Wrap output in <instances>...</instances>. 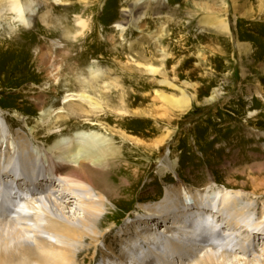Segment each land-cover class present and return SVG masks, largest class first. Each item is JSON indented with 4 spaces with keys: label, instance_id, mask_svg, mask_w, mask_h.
<instances>
[{
    "label": "rangeland",
    "instance_id": "obj_1",
    "mask_svg": "<svg viewBox=\"0 0 264 264\" xmlns=\"http://www.w3.org/2000/svg\"><path fill=\"white\" fill-rule=\"evenodd\" d=\"M151 1H51L52 16L47 22L42 21L40 16L46 6L38 5L31 27L18 22L11 13H4L0 27V123L10 131L11 138L19 133L29 134L30 139L38 137L37 145L47 141L48 128L55 127L58 134L61 130H71L70 119L56 124L55 116L59 112L66 113L63 108L70 100L80 102L75 97L80 91L71 81L74 77L65 70L60 84L53 86L43 72L45 65L37 57L40 50L50 48L60 56L65 69V55L56 49L73 50L75 43L83 46V41L74 37L79 29L75 21L77 15L96 22L95 43L82 68L87 73L90 67H96L99 72H107L105 85L115 81L120 85L112 89L109 105L102 102L105 109L108 108L101 113L99 125H88L122 151L117 166H112L107 173L94 174L98 186L117 200L114 201L117 207L110 206L107 211L110 215L115 213L110 222L113 230L124 228L128 219L147 218L152 224L140 204L163 202L169 187L177 189L184 185L192 192L217 188L244 191L250 195L243 197V203L253 206L252 226H248V220L243 217L240 232L251 235L254 230L255 233L250 246L246 249L240 246L232 252L230 264H238L240 260V264H264V0H237L238 11L234 0H163L161 14H156V3H149ZM135 3L138 7L151 6L144 9L141 19L139 15L132 16L131 23L116 28L113 18L130 13ZM246 11L251 13L246 14ZM211 15L225 19L229 32L220 33L214 27L201 24L203 18ZM123 28L125 31L120 37L119 31ZM66 34H70L69 37ZM112 35L116 36L117 46L126 47L120 59L108 54L106 57L104 52L96 56L90 54L100 47L103 51L109 48L105 43ZM144 38L159 43L148 54H142L157 61L154 65L162 72L156 80L174 88L166 84L150 85L148 80L125 82L120 70L117 71L118 61L128 63L127 68L135 61L142 62L138 42ZM132 44L134 52L128 49ZM81 51L82 48L74 49L73 55ZM53 87L56 90H52ZM121 89L130 92L128 110L142 116L128 118L123 124L119 123L120 117L114 118L119 121L108 122L105 117H113L110 111L119 104L117 97ZM156 91L176 98L187 94L193 99L192 107L184 114L160 119L164 105L160 99L154 100ZM40 93L47 95L45 116L36 101ZM135 96L147 98L136 100ZM212 97L215 99L211 100ZM152 114L156 116L153 118ZM109 128L131 136L135 142L122 139ZM165 139L157 149V144ZM141 144H145L144 149ZM6 146L4 144V150ZM128 190L130 192L126 193ZM72 202L66 212L81 214L76 200ZM164 226L161 223L158 228L164 230ZM113 232L108 243L116 236ZM100 249L106 251L107 246L100 244ZM200 249L192 255H186L184 250L171 251L167 264H194L204 255L205 251ZM218 251L221 254L222 250Z\"/></svg>",
    "mask_w": 264,
    "mask_h": 264
},
{
    "label": "bare ground",
    "instance_id": "obj_2",
    "mask_svg": "<svg viewBox=\"0 0 264 264\" xmlns=\"http://www.w3.org/2000/svg\"><path fill=\"white\" fill-rule=\"evenodd\" d=\"M51 1L59 0H0V27L6 12L11 13L12 17L24 26L31 27L38 5L46 6L40 19L47 22L54 10L49 5ZM153 2L158 9L155 13L161 14L162 5H165L162 3L163 0H152L149 3ZM234 4L238 11V1L234 0ZM149 6L151 4L138 7L135 3L130 13L113 18L115 27L122 28L128 25L133 20L132 16L139 15L141 19L144 9ZM94 10L95 8L92 10L93 13ZM249 13L251 12L246 11V14ZM75 21L79 29L74 37L76 40L79 39V42L83 41V46L82 43H75L74 49L82 48V51L73 55L74 49L69 47L63 51L56 49V52L65 55V69L59 60L60 56L50 48L40 50L37 57L45 65L43 72L47 74L48 81L53 82V86L60 84L65 70L74 77L71 81L80 91V94L75 96L80 102L70 100L63 108L66 113L59 112L55 116L56 124L70 119V123H73L71 130L66 132L61 130V134H58L55 127L48 128V131L45 130L47 141L37 145L35 142L39 140L38 137L30 139L29 134L19 133L11 138L10 131L0 123V264H93L94 261H98L97 264H167L171 251L184 250L186 255H192L198 248L205 252L194 264H230L232 252L237 251L240 246L245 249L250 246L255 233L254 230L251 231L253 233L251 235L240 232L239 223L243 217L248 220L247 225L252 226L253 206L243 203L245 202L243 197L250 195L244 191L233 192L217 188L214 191L206 189L203 192L194 189L195 192H192L191 188L192 191L184 185L177 189L169 187L163 202L140 204L141 209L152 219V224L147 218L138 221L128 219L124 228L116 232L113 230L110 222L114 219L115 213L110 215L107 211L110 210V206L117 207L115 203L117 200L98 186L94 174L107 173L112 166H117L122 151L88 125H99L98 122L103 117L101 113L108 108L105 109L102 102L109 105L112 100V89H118L120 85L115 80L105 85L107 72H99L96 67H90L88 74L82 68L86 61L85 57L95 43L96 22L89 21L81 15H77ZM201 24L214 27L220 33L230 30L226 20L217 15L203 18ZM124 31L125 28L119 31L120 37H123ZM69 35L66 34L68 37ZM105 44L109 48L103 51L100 47L90 54L96 56L98 52H104L106 57L112 56L114 59L122 57L126 47L116 45V36H109ZM158 44L144 38L138 42L142 62L135 61L127 68L128 63L124 65L118 61L119 67L116 69L120 70L125 82L148 80L150 85L172 86L165 81L156 80L158 73L162 72L154 65L157 61L142 55L148 54L149 50ZM134 48L132 44L128 49L134 52ZM145 88L146 85L143 89ZM52 90L56 89L53 87ZM159 93L156 91L153 96L154 100L160 99L164 105L161 106L164 112L159 116L160 119H170L178 113L184 114L192 107L193 99L187 94L176 98ZM46 96L40 93L36 99L44 116L48 112ZM117 98L119 104L113 106V111H110L113 117H105V120L115 122L119 120L114 118L120 117L119 123L123 124L128 118L142 116V113L128 110L130 92L121 89ZM135 98L145 100L147 97ZM213 99L215 97L211 100ZM114 111L118 114L115 115ZM153 116L156 115L152 114ZM109 129L111 133L119 134L122 139L135 142L131 136ZM168 136H171V133ZM166 139L157 144V149L161 148ZM4 144L7 145L5 150ZM137 144L140 145L139 142ZM144 145L141 144L143 149ZM129 192L130 190L126 193ZM251 194L256 196L255 193ZM180 197L183 198L177 200ZM74 199L79 205L81 213L79 215L66 212ZM161 223L165 225L164 230L158 228ZM112 232L116 233V236L114 241L108 243ZM100 244L107 246V250H101ZM220 249L221 254L218 251Z\"/></svg>",
    "mask_w": 264,
    "mask_h": 264
}]
</instances>
